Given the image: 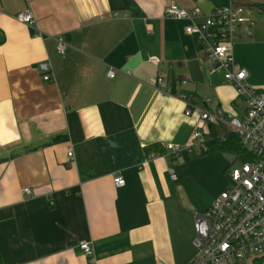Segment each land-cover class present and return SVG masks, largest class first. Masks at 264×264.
Masks as SVG:
<instances>
[{
    "label": "crops",
    "instance_id": "crops-1",
    "mask_svg": "<svg viewBox=\"0 0 264 264\" xmlns=\"http://www.w3.org/2000/svg\"><path fill=\"white\" fill-rule=\"evenodd\" d=\"M234 1L248 20L236 31L235 66L264 96V0ZM171 3L199 8L200 22L215 9L208 0H0L4 264H190L195 257V216L227 188L228 155L195 148L176 159L145 147L183 149L197 129L210 138L200 112L186 117L167 87L234 118L245 102L222 72L211 74L214 63L184 31L189 21L164 16ZM23 11L32 26L17 21ZM57 36L69 45L65 55ZM42 63L54 81L43 80ZM117 174L123 187L114 184ZM82 242L92 243L93 259Z\"/></svg>",
    "mask_w": 264,
    "mask_h": 264
},
{
    "label": "built area",
    "instance_id": "built-area-1",
    "mask_svg": "<svg viewBox=\"0 0 264 264\" xmlns=\"http://www.w3.org/2000/svg\"><path fill=\"white\" fill-rule=\"evenodd\" d=\"M245 9L243 4L229 0L226 6L215 8L205 15L201 22L198 21L201 15L199 8L187 11L171 3L164 10L167 18L189 21L185 33L198 38L204 54L214 63L215 66L210 68L211 74L222 72L225 81L233 86L237 96L245 102L244 114L234 118L221 109L209 111L199 108L191 94L175 91L171 87H167V93L183 102L186 117L198 110L205 124L227 126L241 138L251 153L247 161L228 155L227 179L230 184L205 213L195 216L193 247L196 254L190 264H255L264 261V96L248 85V72L236 69L233 57L236 31L248 22ZM16 19L27 26L34 24L33 15L29 11L19 13ZM55 40L57 53L65 55L69 45L61 36ZM40 69L44 73V81L55 80L50 64L42 63ZM115 74L112 69L108 77L113 79ZM187 83V79H184L181 86ZM163 86L164 78L159 77L156 88L161 90ZM195 148L206 150L205 135L200 129L193 133L192 143L187 147L182 149L172 144L164 147L176 159L183 151L191 153ZM68 157L72 159L73 153H69ZM170 176L176 178L172 169ZM114 184L123 187L125 179L117 174L114 176ZM25 193L29 194L30 189H25ZM79 248L86 257L94 258L92 243L82 242Z\"/></svg>",
    "mask_w": 264,
    "mask_h": 264
},
{
    "label": "trees",
    "instance_id": "trees-1",
    "mask_svg": "<svg viewBox=\"0 0 264 264\" xmlns=\"http://www.w3.org/2000/svg\"><path fill=\"white\" fill-rule=\"evenodd\" d=\"M215 8H222L226 6L229 0H208ZM259 10L264 15V6H260ZM3 39H0V43ZM209 140L206 141V150L200 152L201 156L221 153L224 155L234 156L242 161H247L251 158L250 151L244 146L241 138L235 133L226 128L224 125L210 124L208 126ZM147 154L156 152L157 154H164L165 150L160 145H152L145 147ZM264 262V261H263ZM263 262H257L255 264H263ZM0 264H4L3 258L0 254Z\"/></svg>",
    "mask_w": 264,
    "mask_h": 264
},
{
    "label": "rangeland",
    "instance_id": "rangeland-1",
    "mask_svg": "<svg viewBox=\"0 0 264 264\" xmlns=\"http://www.w3.org/2000/svg\"><path fill=\"white\" fill-rule=\"evenodd\" d=\"M252 87V86H251ZM253 88V87H252ZM245 147H248L247 145L245 146ZM198 148H196L195 150H197ZM228 184H230V182L228 183ZM228 187V186H227ZM264 264V263H263Z\"/></svg>",
    "mask_w": 264,
    "mask_h": 264
}]
</instances>
